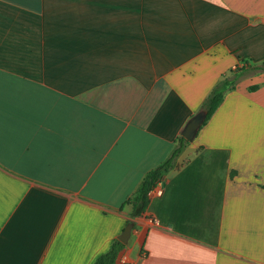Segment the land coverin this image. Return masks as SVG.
Wrapping results in <instances>:
<instances>
[{
	"label": "crops",
	"instance_id": "obj_1",
	"mask_svg": "<svg viewBox=\"0 0 264 264\" xmlns=\"http://www.w3.org/2000/svg\"><path fill=\"white\" fill-rule=\"evenodd\" d=\"M264 61V0H0V264H264V74L149 193L214 86Z\"/></svg>",
	"mask_w": 264,
	"mask_h": 264
},
{
	"label": "trees",
	"instance_id": "obj_2",
	"mask_svg": "<svg viewBox=\"0 0 264 264\" xmlns=\"http://www.w3.org/2000/svg\"><path fill=\"white\" fill-rule=\"evenodd\" d=\"M258 73H264V61L257 65L245 63L241 68L233 70L229 76L220 80L211 90L201 106V111L206 113V119L203 124L209 120L222 103L225 94L235 89L241 78ZM187 144L188 141L180 135L176 141V146L168 159L147 173L137 188L135 195L126 201L127 204H130L132 207L131 218L135 219L143 215L149 204V193L162 181L165 174L173 167L175 159L181 154L183 148ZM124 249L125 245L118 239H114L108 250L98 256L93 264H117L119 256Z\"/></svg>",
	"mask_w": 264,
	"mask_h": 264
},
{
	"label": "water",
	"instance_id": "obj_3",
	"mask_svg": "<svg viewBox=\"0 0 264 264\" xmlns=\"http://www.w3.org/2000/svg\"><path fill=\"white\" fill-rule=\"evenodd\" d=\"M206 119V113L204 111H199L196 113L193 117H191L187 123L185 124L181 136L188 142L193 141L195 136L197 135L199 129L203 125L204 121ZM132 230V224L129 223L124 228L122 234L118 237V240L126 245L128 242V239L130 237Z\"/></svg>",
	"mask_w": 264,
	"mask_h": 264
},
{
	"label": "built area",
	"instance_id": "obj_4",
	"mask_svg": "<svg viewBox=\"0 0 264 264\" xmlns=\"http://www.w3.org/2000/svg\"><path fill=\"white\" fill-rule=\"evenodd\" d=\"M153 193L156 195V196H160L161 195V189L160 188H154L153 190Z\"/></svg>",
	"mask_w": 264,
	"mask_h": 264
},
{
	"label": "rangeland",
	"instance_id": "obj_5",
	"mask_svg": "<svg viewBox=\"0 0 264 264\" xmlns=\"http://www.w3.org/2000/svg\"><path fill=\"white\" fill-rule=\"evenodd\" d=\"M259 74H264V73H258V74H255V75H259ZM255 75H251V76H255ZM251 76H248V77H251ZM248 77H243V78H241L239 81H238V83L241 81V80H243V79H246V78H248ZM237 83V84H238ZM194 141V140H193Z\"/></svg>",
	"mask_w": 264,
	"mask_h": 264
}]
</instances>
